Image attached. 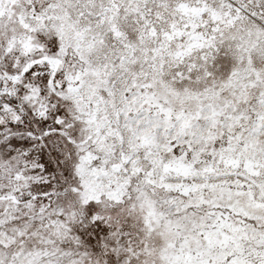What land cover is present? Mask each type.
<instances>
[{"label":"snow or ice","instance_id":"6c2138e0","mask_svg":"<svg viewBox=\"0 0 264 264\" xmlns=\"http://www.w3.org/2000/svg\"><path fill=\"white\" fill-rule=\"evenodd\" d=\"M0 264H264V0H0Z\"/></svg>","mask_w":264,"mask_h":264}]
</instances>
